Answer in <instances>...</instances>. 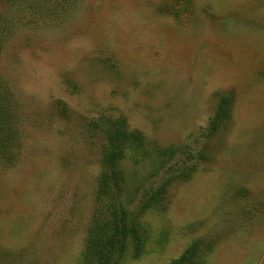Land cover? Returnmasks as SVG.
Listing matches in <instances>:
<instances>
[{
	"label": "rangeland",
	"instance_id": "obj_1",
	"mask_svg": "<svg viewBox=\"0 0 264 264\" xmlns=\"http://www.w3.org/2000/svg\"><path fill=\"white\" fill-rule=\"evenodd\" d=\"M0 36V264H94L111 208L140 241L121 264H264V0H0Z\"/></svg>",
	"mask_w": 264,
	"mask_h": 264
},
{
	"label": "trees",
	"instance_id": "obj_2",
	"mask_svg": "<svg viewBox=\"0 0 264 264\" xmlns=\"http://www.w3.org/2000/svg\"><path fill=\"white\" fill-rule=\"evenodd\" d=\"M1 39V36H0ZM229 97L222 95L208 118L203 135L208 136L216 130L218 122L227 114ZM17 103L13 92L7 82L0 77V159H10L14 152V139L17 134ZM120 124H113L106 135V146L102 151V163L104 170L100 175L98 196L106 197L109 193H115L120 189L121 175L116 166L119 152ZM202 132V133H203ZM191 166L193 163H186ZM113 199L116 195L113 193ZM111 208L110 218L106 223L97 225L93 236L91 234L86 245V255L94 258V264H121L124 258L136 255L139 251L140 241L135 232V226L127 220L126 211L122 208ZM96 228V227H95Z\"/></svg>",
	"mask_w": 264,
	"mask_h": 264
}]
</instances>
